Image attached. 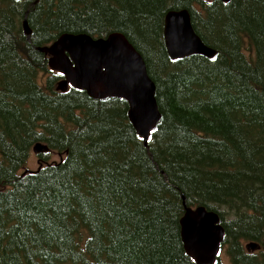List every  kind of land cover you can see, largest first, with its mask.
Segmentation results:
<instances>
[{
    "label": "trees",
    "instance_id": "16d2710c",
    "mask_svg": "<svg viewBox=\"0 0 264 264\" xmlns=\"http://www.w3.org/2000/svg\"><path fill=\"white\" fill-rule=\"evenodd\" d=\"M180 10L214 59L169 57L165 17ZM114 33L156 86L147 145L126 101L59 92L38 51ZM37 143L50 152L20 173ZM183 197L219 214L230 264H264V0H0V264H196Z\"/></svg>",
    "mask_w": 264,
    "mask_h": 264
},
{
    "label": "water",
    "instance_id": "95a60500",
    "mask_svg": "<svg viewBox=\"0 0 264 264\" xmlns=\"http://www.w3.org/2000/svg\"><path fill=\"white\" fill-rule=\"evenodd\" d=\"M229 3L230 0H221ZM30 39L32 31L27 18L23 22ZM164 40L172 60L193 55L214 59L217 51L206 45L196 33L188 10L170 11L165 17ZM49 56V68L64 79L57 90L66 93L69 88L85 91L94 100L120 99L128 103V117L145 144L161 121L156 99V86L149 77L142 55L120 33L94 39L86 34H65L48 46L38 48ZM40 155L50 149L37 143L33 150ZM181 219V237L186 253L196 264H217L225 239L220 216L205 207H188ZM247 252L260 249L256 242L245 245Z\"/></svg>",
    "mask_w": 264,
    "mask_h": 264
},
{
    "label": "rangeland",
    "instance_id": "374dc122",
    "mask_svg": "<svg viewBox=\"0 0 264 264\" xmlns=\"http://www.w3.org/2000/svg\"><path fill=\"white\" fill-rule=\"evenodd\" d=\"M46 76L43 77L41 82L44 84L45 83ZM63 156L59 155L58 153H51L50 154V163H56L60 162L62 160ZM39 168V160H38V155L35 154L33 151L31 152L26 165L24 168L20 171V173L25 172L26 170L28 171H36ZM246 245V244H245ZM220 261L222 264H230V259L227 255L226 252V246H223L220 253Z\"/></svg>",
    "mask_w": 264,
    "mask_h": 264
},
{
    "label": "crops",
    "instance_id": "0c3cea01",
    "mask_svg": "<svg viewBox=\"0 0 264 264\" xmlns=\"http://www.w3.org/2000/svg\"><path fill=\"white\" fill-rule=\"evenodd\" d=\"M51 45V44H50ZM48 46V45H47ZM49 57V56H48ZM50 58V57H49ZM50 69V68H49ZM54 72V71H53ZM70 89V88H69ZM82 91V90H81ZM60 92V91H59ZM220 253V252H219ZM219 258H220V256H219ZM219 260V259H218Z\"/></svg>",
    "mask_w": 264,
    "mask_h": 264
}]
</instances>
